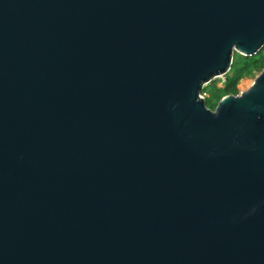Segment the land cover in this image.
<instances>
[{"label":"water","instance_id":"water-1","mask_svg":"<svg viewBox=\"0 0 264 264\" xmlns=\"http://www.w3.org/2000/svg\"><path fill=\"white\" fill-rule=\"evenodd\" d=\"M264 0H0V264H264Z\"/></svg>","mask_w":264,"mask_h":264},{"label":"rangeland","instance_id":"rangeland-1","mask_svg":"<svg viewBox=\"0 0 264 264\" xmlns=\"http://www.w3.org/2000/svg\"><path fill=\"white\" fill-rule=\"evenodd\" d=\"M247 60H249L248 63L251 64L242 70L241 77L231 94L224 93V85L227 80L225 76L227 75V78L233 77L235 70L229 71L224 77L217 78L203 87L200 97L204 100L206 108L214 112L218 102L222 98L225 96H238L250 88L254 80L264 69V49L252 57H243L238 53H234L232 63L237 66V69H239L238 71H240L241 67L244 66L243 62ZM231 68L233 67L231 66ZM214 94L215 96L218 95L220 99L219 101H217L216 98H213Z\"/></svg>","mask_w":264,"mask_h":264},{"label":"trees","instance_id":"trees-1","mask_svg":"<svg viewBox=\"0 0 264 264\" xmlns=\"http://www.w3.org/2000/svg\"><path fill=\"white\" fill-rule=\"evenodd\" d=\"M249 60H251V59H249ZM249 60L243 62L244 66L241 67L240 71H238L239 70V69H237L238 67L233 65V63H232L233 68H231L230 71H232V70H235V71H234L233 77L227 78V75L225 76L227 79L225 82V85H224V93L225 94H231L234 91V88H235L237 82L239 81V79L241 77L242 70L251 64V63H248ZM213 98H216L217 101L220 100L218 95L215 96V94H214Z\"/></svg>","mask_w":264,"mask_h":264},{"label":"built area","instance_id":"built-area-1","mask_svg":"<svg viewBox=\"0 0 264 264\" xmlns=\"http://www.w3.org/2000/svg\"><path fill=\"white\" fill-rule=\"evenodd\" d=\"M221 78V77H220Z\"/></svg>","mask_w":264,"mask_h":264}]
</instances>
